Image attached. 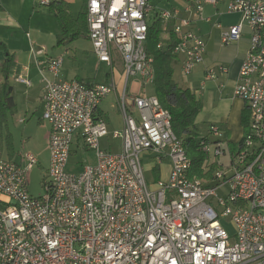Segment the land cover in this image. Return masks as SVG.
<instances>
[{
	"label": "built area",
	"instance_id": "obj_1",
	"mask_svg": "<svg viewBox=\"0 0 264 264\" xmlns=\"http://www.w3.org/2000/svg\"><path fill=\"white\" fill-rule=\"evenodd\" d=\"M153 1L86 0L89 40L99 62L114 68V56L122 60L126 83L121 95L114 77L91 86L63 80V57L48 60L52 78L43 79L41 97L42 119L50 126L44 195L35 198L29 191L28 174L39 159L31 153L6 158L0 141V264H264V0L228 4V13L241 15L250 29L233 93L251 112L250 130L236 146L219 125L199 136L197 144L207 157L203 177L195 174L185 142L174 133L172 115L157 96L131 95L132 79L138 77L145 89L156 81L155 59L146 48ZM220 2L188 0L192 18L186 24L210 22L204 10ZM52 3L38 0L41 7ZM158 18L169 23L179 13L162 11ZM220 29L222 47L241 42L243 26ZM174 33V55L183 57L182 71L190 76L204 62L206 43L181 25ZM165 36L159 49L170 39ZM16 81L30 85L23 77ZM111 94L117 96L122 133L110 134L99 111ZM110 135L122 140L120 152L102 147ZM74 147L95 154L96 163L80 174L68 171ZM143 153L154 156L159 174L164 160L171 162L169 179L158 180L155 189L146 181ZM213 157L219 167L209 174ZM223 157L227 165L220 162ZM216 206L231 217L234 236Z\"/></svg>",
	"mask_w": 264,
	"mask_h": 264
},
{
	"label": "rangeland",
	"instance_id": "obj_2",
	"mask_svg": "<svg viewBox=\"0 0 264 264\" xmlns=\"http://www.w3.org/2000/svg\"><path fill=\"white\" fill-rule=\"evenodd\" d=\"M232 1L234 0H224L221 3L222 8L220 13L224 14L221 18V23L225 26L237 22L240 18L238 15L227 14V6ZM175 5L182 7L183 3L179 0H154L153 6L155 10L152 17H154L161 10L171 12ZM216 22L217 20L214 18L212 24L214 25ZM55 38L52 37L47 39L44 42V46L53 55L61 53V57H63L64 60L61 75L64 80L71 81L75 77H80L82 79H94L98 84H106L109 83L108 81L112 77H114L118 88V94L121 95L126 83V77L124 75L123 63L120 57L117 55L114 56V68H111L106 64H101L97 61L95 56L90 53V43L86 40H81L70 47V54L76 56V59L68 60L67 54H69V52L62 48H54ZM235 61V57L231 56L230 59L224 57L217 62L214 61V64L217 65L223 63L229 67L230 65H233ZM237 66L238 63L231 67V76L229 75V77L220 76L223 73H221L219 69L218 72H214L217 79H219V81H223L221 82L223 84L221 85V89L226 88V84L228 86L227 89L222 91L211 86L212 84L207 85L209 82H213L214 79L216 81V78L213 76L212 80L207 81L206 78L203 77L202 66H197L190 76L184 75L180 65L175 66L173 78L180 88H189L192 92H195L194 88H197L200 82L201 84H205L204 88H207L206 85L208 86L206 93L202 96V102L204 105L203 111L197 118V124L201 135L205 133L203 130H205L209 125H220L222 129L229 132V140L231 143L239 142L243 138L244 130L241 125V115L242 110L246 105L243 101L234 99L233 97V89L236 84L232 76L236 72ZM213 70L215 71V69ZM132 83L133 79L129 84L131 89L133 86ZM148 93L154 94V88L152 87V90L150 89ZM200 95L201 94L198 93L197 97L200 98ZM127 106H130V102H127ZM101 108L107 114L104 116V119L109 124L110 134L114 131L122 133L124 130V123L116 96L114 94L108 96L102 102ZM42 116L43 111L37 112L31 121H28L25 124H19L20 118H22L23 121L25 120L24 114H17L15 116L11 112H8L7 128L3 131V152L6 158H9L11 152L10 146L8 145V135H10V144L15 152V156H17L16 158H18L20 154L31 153L39 159V164L36 165L28 174L29 191L35 198H39L44 195L43 182L49 166V153L45 146V136L48 125L47 123L41 122L40 119H42ZM121 141V139L112 140L110 135L108 138L102 140L101 145L106 149L111 144L115 147V149H117V151L114 152H118L120 151V148H117V146H121ZM73 151H77V154L74 153L69 161L68 171L70 173L80 174L85 166L94 165L96 163L94 152H80V150L75 147L73 148ZM140 158L146 181L151 189L156 188L158 180L161 179L163 181H167L169 179L172 168L170 160H164L161 165V173L157 176L154 170L156 167L154 156L148 153H143ZM227 160L228 159H226V157H223L220 162L227 165ZM212 162L216 164L214 157ZM213 203L216 204L215 199H213ZM216 208L222 215L221 218L224 228L231 236H234L235 226L231 217H224L223 210L217 206Z\"/></svg>",
	"mask_w": 264,
	"mask_h": 264
},
{
	"label": "crops",
	"instance_id": "obj_3",
	"mask_svg": "<svg viewBox=\"0 0 264 264\" xmlns=\"http://www.w3.org/2000/svg\"><path fill=\"white\" fill-rule=\"evenodd\" d=\"M179 1L183 3V6L180 7L179 5H175V7L172 8L173 10L171 11V12L178 11L179 19L172 20L169 23L163 22L164 25L162 30L163 31L162 39H167V37L165 36L166 34L170 36L169 26L175 27V25H181L184 30L194 31L206 43L207 46L206 53L204 55V62L202 65H200L203 68L202 70L203 77L206 78V76L210 74V72H212L211 73L212 76H215L216 78V81L214 79L213 82H209L207 85L212 84L211 86L216 87L217 90L220 91L227 89L228 87L227 84H226V88L221 89V85H223L221 82L223 81H219V79H217L216 74H214V72H218V68L220 66H224L227 68L228 71L226 75L221 74L220 76L229 77V75L231 76V67L234 64L238 63L236 72L232 76V78L235 81V84H237L240 67L249 50V41H250V29L243 22L242 16L239 14H230V15H238L240 18L235 23L228 24L226 26L223 25L221 23V18L223 17L224 14L220 12L222 8L221 3L224 0H221V2L216 7L206 6L204 10V18H210V22H207L204 19V20L194 21L191 25H187L186 20L192 18L191 17L192 15L186 12V7L188 6V0H179ZM53 2H63L67 4L70 13L75 19L80 18L84 12L85 0H53ZM162 11L163 10H161L154 17H152L153 20H160L158 18V14H160ZM214 18L217 20V22L213 25L212 23ZM153 20H151V23L153 22ZM235 25L243 26V37L241 42L236 44H231L226 47H222L220 43V34H221L220 26L231 27ZM166 26L168 31L167 33H164V28ZM60 34H61V30L57 20L55 19L54 16H52L49 13L46 7H41L38 4V0H0V94L4 92V87H5L6 78L4 76L5 75L4 67L9 65L8 87L9 90L11 91L9 97L12 98L14 105V108H12L10 112L15 116L17 114H21V115L24 114L25 116L24 123L20 122L23 120L22 118H20L19 124H25L26 122L31 121L37 112L42 111L41 97L44 86L43 79L52 78V75L49 73L47 68V62L51 58L62 56L61 53L59 54L57 53L56 55H53L51 52H49L48 49L45 48L44 42L47 39L56 37L54 48L65 49L67 52H69V54H67L68 60H75L76 56L70 54V50H71L70 47L73 46V44L80 42L81 40H85V39L77 40L68 46L59 47L57 45V38ZM86 41L90 43V53H92L99 62L98 58L96 57L93 51L90 40L87 39ZM42 49H45V54H39V52ZM231 56L235 57L236 61L233 65H230L229 67L223 63L217 65L214 64V61L217 62L218 60H221L224 57L230 59ZM183 60H184L183 57L176 58V61L173 66L174 71L176 65H180V67H182ZM101 64H105V63H101ZM213 69H215V71ZM19 77H23L25 80L29 81L30 85L27 86L23 83H18L16 80ZM60 78L64 80L62 75ZM77 79L86 80V81L89 80L95 84H98L94 79H82L80 77H75L72 80H77ZM132 84H133L132 89L130 88L131 95H140V94L143 95L145 93H148L151 89V88L145 89L142 86L140 79L138 77L133 79ZM207 85L206 87L208 88ZM207 88H205V90H201V82H200L198 87L194 88L195 92L193 93L195 94V96H197V94L200 93L201 94L200 100L202 101V96L206 93ZM182 89H189V88H182ZM99 111L100 114H102L103 116L107 115L105 111L102 110L101 106ZM40 120L41 122L47 123L43 119ZM47 125L48 126L45 136L46 150L48 144V137L50 133V126L48 123ZM210 126L211 125H209L205 130H203L205 132L204 134L208 132V128ZM227 133L229 132L227 131ZM1 145L3 147V144ZM117 148H120L121 150L120 145L119 147L117 146ZM106 149H108L111 152L117 151V149H115V147L111 144ZM118 152H114V153H118ZM16 157L17 156H15L14 159H11L9 156L11 160H17L18 158Z\"/></svg>",
	"mask_w": 264,
	"mask_h": 264
},
{
	"label": "trees",
	"instance_id": "obj_4",
	"mask_svg": "<svg viewBox=\"0 0 264 264\" xmlns=\"http://www.w3.org/2000/svg\"><path fill=\"white\" fill-rule=\"evenodd\" d=\"M49 13L55 17L61 30V34L57 38V45L65 47L77 40L89 39L90 28L89 19L86 8V0L84 12L80 18H73L69 11L67 4L63 2H53L46 7ZM163 21L153 20L149 25L148 38L146 48L149 55L155 59L156 81L154 84V94L157 96L161 104L172 115V127L177 137L185 142L187 153L192 161L195 174L199 177L204 176L206 155L203 154L197 144L199 136H201L200 129L197 124V118L203 111V103L195 96L190 89H182L174 81V63L176 56L174 55V48L178 44V40L174 33V26H169L170 39L166 46L159 49L158 45L162 40ZM8 71L9 65L4 67L5 87L4 92L0 94V141L3 144V131L7 128V113L14 108L12 98L9 97L11 91L8 87ZM87 85H93L92 81L77 79ZM251 121V112L244 107L241 115V125L244 130V136L239 143H241L249 134ZM10 135H8V145L10 146V158L14 159L15 152L10 144ZM230 137V134L227 133ZM81 148L80 142L77 143ZM236 146V143L234 144ZM211 170L209 174L217 169L218 164L209 166ZM157 176L159 173H156Z\"/></svg>",
	"mask_w": 264,
	"mask_h": 264
}]
</instances>
